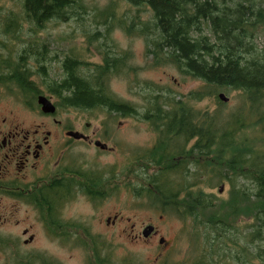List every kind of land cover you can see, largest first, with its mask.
I'll use <instances>...</instances> for the list:
<instances>
[{
	"label": "trees",
	"instance_id": "trees-1",
	"mask_svg": "<svg viewBox=\"0 0 264 264\" xmlns=\"http://www.w3.org/2000/svg\"><path fill=\"white\" fill-rule=\"evenodd\" d=\"M127 1L134 11H120L117 0L98 12L93 9L98 27L93 36H108L116 28L129 36H145L147 50L160 54L154 58L157 65L174 64L199 81V87L183 100L149 92L147 106L139 112L114 95L109 87L114 75L107 69L85 79L78 57L69 55L63 61L65 77L55 80L50 91L59 107L141 115L156 126L157 143L137 156L152 169H137L136 195L163 212L193 221L195 254L185 264H264V48L255 45L256 37L264 35V0ZM22 6L21 17L6 18L8 40L25 43L19 55L7 57V82L30 97L37 89L28 60H36L37 73L45 75L44 63L56 58L40 48V31L49 21H68L88 7L83 0H23ZM147 8L151 15L144 20ZM23 22L29 26L26 38ZM224 91L239 94L229 112L218 98ZM207 98L216 101L215 110L194 104ZM221 184L228 185L225 196L211 191ZM83 244L88 264H141L134 259L116 263L104 254L105 243L96 236H86ZM5 264L61 263L16 250Z\"/></svg>",
	"mask_w": 264,
	"mask_h": 264
},
{
	"label": "rangeland",
	"instance_id": "rangeland-1",
	"mask_svg": "<svg viewBox=\"0 0 264 264\" xmlns=\"http://www.w3.org/2000/svg\"><path fill=\"white\" fill-rule=\"evenodd\" d=\"M230 1L233 3L234 0ZM22 2L23 0H0V23L3 24L5 17L14 14H18L21 17ZM83 2L88 7L87 12L82 10L80 11L81 13L76 12L68 21L53 19L40 31L38 44H40L47 55L56 56V58L45 62L46 76L34 74L31 77L39 89L37 91L49 93L47 86L42 83L43 80H61L64 77L63 61L67 56L75 55L78 58L80 57L81 60L94 59L99 61L106 51H111L106 50L98 42L97 38L93 36L98 30L93 19V13L104 9L112 0H83ZM117 3L120 11L135 10V6L127 0H117ZM95 8L98 10L94 12L93 9ZM147 10L143 14L144 20H147L151 15L150 8H147ZM22 24V37L26 38L29 26L24 22ZM101 30L103 31V28ZM110 36L113 38L112 47L130 51L132 57L128 60L127 69L112 76L109 81V87L118 99L133 103L140 112L145 110L146 102L144 97L149 92L170 95L172 98L175 97L176 100H183L186 99L191 90L199 87V81L183 74L175 65L167 62L157 65L152 53L147 52L148 44L145 36H129L119 28L114 29ZM1 38L5 41L6 48L0 51L5 56L11 54L15 57L20 54V49L24 47L25 43L8 40L7 34L1 33ZM101 41H104L105 44L108 43L103 39ZM255 45L259 49L264 48L263 34L256 37ZM29 66L34 71L38 70V66L31 59L29 60ZM224 92L230 97V101L225 103L222 109L224 112H229L237 105L239 94L236 91ZM17 94H19L18 91L11 92L7 90L4 96L0 98V108L3 109L7 116H13L18 121L24 122H49V119L43 116L44 114L37 104V99H34L31 95L28 99V105ZM56 100V97L53 98L54 102ZM194 104L197 105V108L209 107L211 110H215L217 107L216 101L211 98H207L200 103L194 102ZM117 115L115 113L108 114L104 109L87 110L64 107H59L55 114V116L65 121L74 119L75 123L90 122L91 130L98 128L100 123L107 122L108 116L114 117ZM121 117L118 115L116 123H113L109 129V132L113 133L115 142L119 145L118 154L105 155L104 163L114 162L115 160L123 163L125 155L130 150L133 149L134 152L135 150L138 152L143 148L151 147L155 143L156 133L148 123L143 121L141 115L137 116L139 119L135 120ZM118 121L122 124L117 123ZM47 127L51 126L47 124ZM219 188L220 186H217L211 191L216 192ZM227 189L228 185H225L223 192L219 193V195L225 196ZM103 206L104 211L107 209H111V211L118 210L124 217V221H120L115 229L101 236H96L105 243L102 248V250L105 249L104 254H109L116 263H120L124 259H134L141 264H156L166 259L168 264H185L195 254L193 250L192 220L184 221L170 211L162 212L155 204H151L149 201L139 199L134 194L127 195L126 190H121L117 199L105 202ZM87 211L88 222L91 224L92 229H99L97 227L99 218L90 219L92 217H90L92 212L90 205H87ZM108 213L106 211L105 215ZM19 214L21 218H27L26 213L19 212ZM128 218H130V221L127 220ZM27 220L33 219L28 216ZM149 223L157 226L158 235L155 238L143 241L130 237L129 229L131 224L135 226L136 231H142L143 227ZM123 228L125 232L122 231ZM102 231L106 232L105 230ZM3 236L14 240L19 239L21 244L19 250L21 253H40L59 261L61 264H88V250L83 244V239H86V237H66L63 240L65 243H62L59 239L47 236L39 231L34 243L24 244L23 239L25 236L21 235L19 227H12L11 229L0 227V237ZM161 237H164L167 241L166 247H161L159 243ZM10 252V247L0 244V264H5ZM161 253L163 255H160Z\"/></svg>",
	"mask_w": 264,
	"mask_h": 264
},
{
	"label": "flooded vegetation",
	"instance_id": "flooded-vegetation-1",
	"mask_svg": "<svg viewBox=\"0 0 264 264\" xmlns=\"http://www.w3.org/2000/svg\"><path fill=\"white\" fill-rule=\"evenodd\" d=\"M229 3L231 4L230 1ZM6 20L5 17L3 24L0 23V50L6 48L5 41L1 38V33L7 34ZM96 38L106 50L111 51H106L99 61L78 58L80 73L85 79L91 72L101 69H107L110 74L115 75L128 68V60L132 57L130 51L112 47L113 38L110 35ZM102 39L107 41L108 45L101 41ZM151 53L153 58L160 56L158 53ZM7 57L0 51V98L10 88L7 82ZM35 65L38 66L36 62ZM38 70L33 71L38 74ZM63 70L65 77L66 71L64 68ZM43 76H46V73ZM55 80L42 82L47 86L49 93L37 91L39 89L32 80L37 89L32 96L37 99L42 113V107L38 103L39 95L47 97L59 108L58 99L54 102L53 98L56 96L50 91V86ZM24 100L29 105L28 100ZM146 106L147 104L144 107ZM43 116L49 119L48 123L18 121L13 116H7L0 108V227H19L21 235L25 236L24 244L34 243L39 231L65 243L63 240L66 237L101 236L115 229L120 221H124V217L118 210L111 209H107L109 213L105 215L103 204L117 199L121 190H126L127 195L134 194L137 197V169H152L149 164L138 160L137 156L145 154L157 143L160 133L156 126L141 116L156 133L155 143L138 152L130 150L123 163L118 160L104 163L105 155H115L119 151L113 133L109 132L118 115L106 116L107 122L100 123L95 130H91L90 122L75 123L74 119L65 121L51 114ZM137 116L139 115L121 118L135 120L139 119ZM117 123L122 124L120 121ZM47 124L51 127H47ZM138 198L148 201L146 197ZM87 205H90L92 210L90 219L99 218V229H92L89 224ZM19 212L26 213L27 218L30 216L34 221L21 218ZM127 220L130 221V218ZM149 225H152L154 230L148 238H143L142 232ZM122 231L125 232L124 228ZM129 234L135 240L148 241L158 235V229L156 225L149 223L142 231H136L135 226L131 224ZM0 240V244L10 247L11 251L20 249L19 239L3 236ZM167 244L165 240L160 245L166 247Z\"/></svg>",
	"mask_w": 264,
	"mask_h": 264
},
{
	"label": "water",
	"instance_id": "water-1",
	"mask_svg": "<svg viewBox=\"0 0 264 264\" xmlns=\"http://www.w3.org/2000/svg\"><path fill=\"white\" fill-rule=\"evenodd\" d=\"M219 98H220L222 101H224V102H228V101H229V98H228V96H226L225 93H220V94H219ZM38 102H39V104L42 106V110H43L45 113H51V114H53V113H55L56 110H57L55 104H54L50 99H48L47 97H45V96H43V95H40V96H39V98H38ZM98 143H100V142H98ZM224 188H225V185L222 184L221 187H220V192H221V193L223 192ZM153 230H154V227H153L152 225H149V226H147V227L143 230L142 234H143V236H144L145 238H147V237L150 236V234L153 232ZM164 241H165L164 239H161V240H160V243H164Z\"/></svg>",
	"mask_w": 264,
	"mask_h": 264
}]
</instances>
